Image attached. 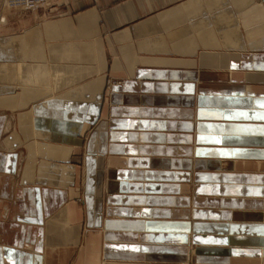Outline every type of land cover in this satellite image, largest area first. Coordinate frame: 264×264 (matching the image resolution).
<instances>
[{
  "label": "crops",
  "instance_id": "0c3cea01",
  "mask_svg": "<svg viewBox=\"0 0 264 264\" xmlns=\"http://www.w3.org/2000/svg\"><path fill=\"white\" fill-rule=\"evenodd\" d=\"M0 264H264V0H0Z\"/></svg>",
  "mask_w": 264,
  "mask_h": 264
},
{
  "label": "built area",
  "instance_id": "2783aa9c",
  "mask_svg": "<svg viewBox=\"0 0 264 264\" xmlns=\"http://www.w3.org/2000/svg\"><path fill=\"white\" fill-rule=\"evenodd\" d=\"M11 7L34 9L44 4L46 0H7Z\"/></svg>",
  "mask_w": 264,
  "mask_h": 264
},
{
  "label": "rangeland",
  "instance_id": "374dc122",
  "mask_svg": "<svg viewBox=\"0 0 264 264\" xmlns=\"http://www.w3.org/2000/svg\"><path fill=\"white\" fill-rule=\"evenodd\" d=\"M21 8H23V7H21ZM26 9V8H25ZM35 9V8H34ZM20 70V69H19ZM109 84L110 83H108V86H106V91H108L109 90Z\"/></svg>",
  "mask_w": 264,
  "mask_h": 264
}]
</instances>
